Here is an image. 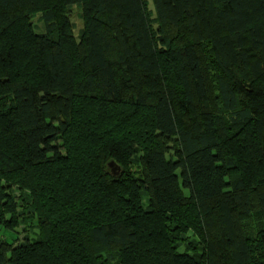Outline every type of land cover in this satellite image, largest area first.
Listing matches in <instances>:
<instances>
[{
  "label": "trees",
  "instance_id": "trees-1",
  "mask_svg": "<svg viewBox=\"0 0 264 264\" xmlns=\"http://www.w3.org/2000/svg\"><path fill=\"white\" fill-rule=\"evenodd\" d=\"M0 264H264V0H0Z\"/></svg>",
  "mask_w": 264,
  "mask_h": 264
},
{
  "label": "rangeland",
  "instance_id": "rangeland-1",
  "mask_svg": "<svg viewBox=\"0 0 264 264\" xmlns=\"http://www.w3.org/2000/svg\"><path fill=\"white\" fill-rule=\"evenodd\" d=\"M149 4H150V3H149ZM150 9H151V11H153L152 3L150 4ZM153 12H154V11H153ZM153 12H152V13H153ZM154 15H155V14H154ZM154 15H153V16H154ZM71 18H72L73 22H75V24L77 25V27H82L83 22H82V19H81V17H80V13H79V10H78L77 7L74 8V11H73V13H72V15H71ZM36 24L40 25L39 20H38V22H37ZM156 29H157V28H156ZM112 172H113L114 175H117V170H115V172L112 170ZM17 195L19 196L20 194L17 192ZM19 211H20V210H19ZM24 228H28V226H27V224L22 223L21 226H20L18 229L21 230V231H23ZM30 234H31V233H30ZM25 235H28V232H27V233L24 232V233H22V235H20V237H19V241H20V242L25 241V238H24ZM17 236H19L17 233H8L6 237L9 238L10 241H12V240H13L14 238H16ZM17 244H18V243H17Z\"/></svg>",
  "mask_w": 264,
  "mask_h": 264
},
{
  "label": "water",
  "instance_id": "water-1",
  "mask_svg": "<svg viewBox=\"0 0 264 264\" xmlns=\"http://www.w3.org/2000/svg\"><path fill=\"white\" fill-rule=\"evenodd\" d=\"M110 167L113 168V171H114V172H115V170H117V169L114 167V163H111V164H110Z\"/></svg>",
  "mask_w": 264,
  "mask_h": 264
}]
</instances>
